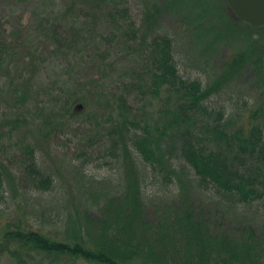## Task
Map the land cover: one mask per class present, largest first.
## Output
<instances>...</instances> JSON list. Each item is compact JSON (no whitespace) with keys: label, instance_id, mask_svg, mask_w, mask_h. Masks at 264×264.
<instances>
[{"label":"trees","instance_id":"1","mask_svg":"<svg viewBox=\"0 0 264 264\" xmlns=\"http://www.w3.org/2000/svg\"><path fill=\"white\" fill-rule=\"evenodd\" d=\"M54 4L53 12L41 18L40 29L56 54L82 49L100 77L117 72L109 85L97 78L83 84L82 91H63L56 118L79 116V103L81 109L102 107L107 132L90 140L92 154L99 143V159L120 180L87 183L78 166V176L90 186L92 208L63 219L65 228L53 237L30 226L29 219L7 223L0 254L7 253L17 264L48 259L49 264H264V247L253 226L234 227L240 237L214 233L211 213L200 206L205 200L216 211L239 218V206L257 205L264 218V43L255 35L264 27L236 18L225 0H140L136 20L129 15L127 0H66L57 10ZM171 14L177 16H171L176 20L169 25L164 18ZM87 20L92 26L82 27ZM23 31L8 38L0 21V101L33 68L32 57L15 67L14 74L10 68L18 63ZM225 44L238 45L237 51L220 73L207 70ZM121 46L124 57L113 59V50ZM192 46L204 50L203 61L194 64L200 71L196 74L184 58ZM247 69L256 75L258 100L253 106L236 102L234 95V85ZM2 72L8 81H2ZM15 99L16 107L24 106L27 95ZM5 136L0 130V141ZM3 147L0 142V207L7 204L5 185L22 194L55 189L54 179L39 167L35 147L22 140L14 158ZM150 186L156 191L150 192ZM170 201L177 204L168 206ZM58 205L56 218L61 216ZM95 208L101 218L91 216Z\"/></svg>","mask_w":264,"mask_h":264},{"label":"rangeland","instance_id":"2","mask_svg":"<svg viewBox=\"0 0 264 264\" xmlns=\"http://www.w3.org/2000/svg\"><path fill=\"white\" fill-rule=\"evenodd\" d=\"M65 1L47 0V6H40L39 0H0V21L7 31L8 38L16 31L24 29L19 38L21 46L17 51L18 63H10L12 64L10 67L13 71L12 74L15 72V67L18 70L24 61H30V57H32L33 62V68L24 74L21 81L15 83L14 86L12 84L3 93L6 99L0 101V130L6 132V136L0 142L4 146L3 148H6L5 151L8 152L9 158L20 154L22 140L35 147L39 167L55 181V189L49 193L31 191L22 194L19 189L15 192L14 189L16 188L5 185L7 204L0 207V236L7 223H16L18 219L25 222L26 219H29L30 226L53 237L56 233L62 231L61 228H65V223L62 222L63 219L67 221L68 216L73 219L80 215L83 216L86 207L92 208V201H89L90 194L88 195V187H90L89 184L87 185L88 180L98 184L108 181L118 183L120 180L118 173L103 165V162L99 159L101 156L99 143H96V153L92 154L94 149L90 140H98L107 132L106 127H102L106 124L105 118L100 117L104 114L102 107L100 111L96 109V106L81 109L78 108L81 106V103H79L76 105L79 116L74 119L67 117L64 121L58 117L56 118V112L60 111L61 108V103L56 104V101L61 100L60 94L63 91H67L68 88L69 90L82 91L83 84L91 83L92 80L97 78L109 85L110 80L115 79L117 76V72L112 71L108 79L107 76H101L102 79H100V75L94 72L95 68H91L88 63L87 51L81 49L80 53L63 52V54H56L53 42L47 40L45 35L42 34L40 20L43 15L53 12L55 2L57 10L64 6ZM127 5L130 8L129 15L132 19H138L142 10L140 0H127ZM171 16L176 17L177 14L167 15L164 22L170 25L176 20L175 17ZM100 23L101 21H99ZM85 26L91 27L92 24L89 20L83 21L82 27ZM101 26L102 24L99 25V28ZM105 29L103 28L102 31ZM99 31L101 32V30ZM255 35H259L258 37L262 38L264 43V32ZM237 48L238 45L233 44L221 46L213 54L207 70L211 69L220 73L224 62L232 57ZM121 49L122 46L113 50V59L121 60L124 57L123 54H120ZM203 53V48L193 46L185 51L186 57L184 58L188 61L189 70L194 74L200 72L194 69L196 68L194 64L196 60H202ZM41 57L45 61L42 64ZM70 64L72 67L66 72L64 70L65 66ZM121 66H119V70L122 68ZM205 69L206 67L203 64L200 70ZM2 74H5L2 81H8V74L4 72ZM100 81L96 85L100 84ZM255 83L256 75L247 69L244 76L234 85L236 87L234 92L235 101L246 100L250 105H255L258 100ZM119 90L123 91V88H119ZM24 93L27 95L24 106L16 107L15 100L17 99L15 98L23 96ZM18 120L20 122L14 123ZM83 151H87L88 155H81ZM78 166L83 167L87 183L81 181L78 176ZM56 180L58 183L57 190ZM100 188L102 187H99L97 191H103ZM103 188L105 190L108 187ZM149 191L154 192L156 189L150 186ZM57 202H60V205ZM166 204L170 206L177 203L170 201ZM56 205L61 208V216H58V218H56ZM150 205V213L152 214L154 204ZM200 206L204 213H211L214 222V233L229 232L235 237H240L237 233L238 229L234 227L241 224L242 227L253 226L257 242L264 247V218L257 205L239 206L238 212L241 213L238 215L239 218L234 214L229 215L225 211H216L205 200H201ZM97 209H92L91 216L93 218L102 217ZM91 216L90 218H92ZM152 219H154L153 216ZM217 222L220 223L219 228L215 226ZM49 263L50 259L42 262V264ZM0 264H17V262L7 253H2L0 254ZM59 264L88 263L80 260L76 263L61 261Z\"/></svg>","mask_w":264,"mask_h":264},{"label":"water","instance_id":"3","mask_svg":"<svg viewBox=\"0 0 264 264\" xmlns=\"http://www.w3.org/2000/svg\"><path fill=\"white\" fill-rule=\"evenodd\" d=\"M225 2L230 12L242 22L254 28L264 27V0H225Z\"/></svg>","mask_w":264,"mask_h":264}]
</instances>
